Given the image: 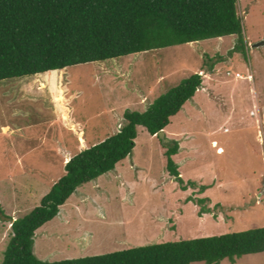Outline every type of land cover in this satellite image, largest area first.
<instances>
[{"label":"rangeland","instance_id":"1","mask_svg":"<svg viewBox=\"0 0 264 264\" xmlns=\"http://www.w3.org/2000/svg\"><path fill=\"white\" fill-rule=\"evenodd\" d=\"M237 14L242 51L231 35L0 81V264L11 237L2 217L27 215L72 156L120 129L124 112L145 111L196 73L203 89L171 118L168 142L138 127L132 153L35 231L33 254L56 262L264 227V45L253 47L264 43V0H237ZM172 141L194 188L166 171ZM198 199L209 213L199 215ZM220 264H264V253Z\"/></svg>","mask_w":264,"mask_h":264},{"label":"trees","instance_id":"2","mask_svg":"<svg viewBox=\"0 0 264 264\" xmlns=\"http://www.w3.org/2000/svg\"><path fill=\"white\" fill-rule=\"evenodd\" d=\"M237 36L244 40L237 0H0V81L131 54ZM51 71V72H50ZM202 85L192 74L168 90L145 111H126L120 129L72 156L63 175L38 206L11 223V237L1 264H220L227 259L264 253V227L218 236L133 247L104 255L56 262L38 260L32 251L37 229L54 219L74 191L115 169L135 146L137 128L156 136ZM158 138V137H157ZM178 143L166 147V171L185 191L173 157ZM207 187H199L203 193ZM198 199L199 215L209 213Z\"/></svg>","mask_w":264,"mask_h":264},{"label":"water","instance_id":"3","mask_svg":"<svg viewBox=\"0 0 264 264\" xmlns=\"http://www.w3.org/2000/svg\"><path fill=\"white\" fill-rule=\"evenodd\" d=\"M264 43H258V44H255L253 47H260V46H263ZM156 136L159 138V140L162 142V144H165L168 142V140L164 137V132L163 131H159ZM1 215V214H0ZM2 217V216H1ZM2 219L6 220V221H9L10 223H12V219H7L5 217H2Z\"/></svg>","mask_w":264,"mask_h":264},{"label":"crops","instance_id":"4","mask_svg":"<svg viewBox=\"0 0 264 264\" xmlns=\"http://www.w3.org/2000/svg\"><path fill=\"white\" fill-rule=\"evenodd\" d=\"M57 71H60V70H57ZM51 72V71H50ZM37 75H48V72H45V73H42V74H37ZM37 75H34V76H37ZM34 76H31V77H29V78H32V77H34ZM24 80V79H23ZM18 83V82H17ZM16 85V86H15ZM14 86H15V88H18V89H20V87H19V84H15ZM33 85V84H32ZM32 85L30 84V82L28 81V82H26L25 83V85H23L25 88H31L32 87ZM202 85H203V83H202ZM201 85V89H203V86ZM196 93V92H195ZM8 127H3L2 129H7ZM165 130V129H164ZM163 130V131H164ZM10 131V130H9ZM15 160H16V162L14 163L15 165H17V163L19 162V160H20V157H18V158H15Z\"/></svg>","mask_w":264,"mask_h":264},{"label":"built area","instance_id":"5","mask_svg":"<svg viewBox=\"0 0 264 264\" xmlns=\"http://www.w3.org/2000/svg\"><path fill=\"white\" fill-rule=\"evenodd\" d=\"M236 77H240L238 74L235 75Z\"/></svg>","mask_w":264,"mask_h":264},{"label":"clouds","instance_id":"6","mask_svg":"<svg viewBox=\"0 0 264 264\" xmlns=\"http://www.w3.org/2000/svg\"><path fill=\"white\" fill-rule=\"evenodd\" d=\"M13 221V220H12Z\"/></svg>","mask_w":264,"mask_h":264}]
</instances>
